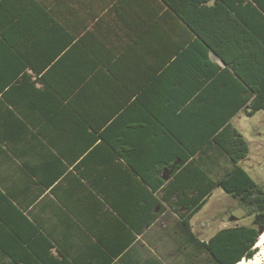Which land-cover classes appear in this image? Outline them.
<instances>
[{
	"label": "crops",
	"instance_id": "0c3cea01",
	"mask_svg": "<svg viewBox=\"0 0 264 264\" xmlns=\"http://www.w3.org/2000/svg\"><path fill=\"white\" fill-rule=\"evenodd\" d=\"M62 1L51 6L63 9L66 28L79 31L75 43L31 50L39 74L23 67L9 81L0 72V264L51 256L73 264L179 263L177 250L191 240L183 225L189 211L205 203L190 222L198 240L218 232L201 239L193 220L220 188L213 183L225 167L212 159L203 184L191 177L186 191L180 187L188 172L174 171L179 161H163L179 144L172 130L184 108L197 111L198 93L177 97L178 75L172 94L162 93L161 82L158 95L153 87L176 70L175 58L216 29L195 32L162 0ZM196 7L212 16L195 21L214 26L226 17L213 9H230L221 0ZM194 86L187 80L188 90ZM155 169L165 182L158 190Z\"/></svg>",
	"mask_w": 264,
	"mask_h": 264
},
{
	"label": "trees",
	"instance_id": "16d2710c",
	"mask_svg": "<svg viewBox=\"0 0 264 264\" xmlns=\"http://www.w3.org/2000/svg\"><path fill=\"white\" fill-rule=\"evenodd\" d=\"M162 1L170 3L174 11L179 8V13L189 19L195 32L202 35V29H216L210 38L203 36L202 42L196 40L183 56L175 58L172 64L176 70L167 71L166 79L156 82V88L153 87L158 95L161 82L162 93L165 96L172 94L171 78L178 75L183 89H177L176 96L188 99L198 93L199 97L197 111L195 104L191 105L192 109L184 108L176 130H172L180 146L176 145L173 151H169L163 163L179 161L174 171L188 172L185 177L182 172L175 175L184 177L179 185L185 190L191 183V177L203 184L209 173L213 174L204 163H212L214 159L218 166L223 160V175L217 177L214 187L222 188L255 218L253 226L224 228L207 242H202L191 231L190 225L191 219L205 205L200 204L183 218L184 238L190 236L191 240L187 241L185 248L177 250L179 263L176 264H238L243 260L249 261L258 253L259 227L264 228V190L239 165L249 155L250 144L231 119L241 111L247 117H253L264 110V0H221L230 9H213L216 18L226 17L216 26L194 19L212 16L196 7V2L205 0ZM54 2L62 4L63 1L0 0V72L4 71L6 77L2 80L11 81L23 67H33L36 73L39 72L35 62L39 61L30 54L31 50L44 49L51 44L48 49L55 52L75 43L79 31L66 28L60 18L63 9L52 7ZM168 15L176 16L172 12ZM207 46L219 54L224 67L210 59ZM169 59L166 58L167 61ZM187 80L194 82L192 91L187 89ZM161 170L152 171L155 190L165 184L160 178ZM51 249L50 246L49 251ZM64 258L51 256L47 262H42L41 258V264H73Z\"/></svg>",
	"mask_w": 264,
	"mask_h": 264
},
{
	"label": "rangeland",
	"instance_id": "374dc122",
	"mask_svg": "<svg viewBox=\"0 0 264 264\" xmlns=\"http://www.w3.org/2000/svg\"><path fill=\"white\" fill-rule=\"evenodd\" d=\"M232 123L250 144L248 158L241 163V166L264 190V110L253 117L240 113ZM254 222L255 218L248 214L247 208L224 193L221 188L216 189L209 205L193 220L195 232L201 239H208L223 228L253 226ZM204 223L210 225L202 226ZM259 229L264 230L262 227ZM256 248L258 253L264 252V245H256Z\"/></svg>",
	"mask_w": 264,
	"mask_h": 264
},
{
	"label": "bare ground",
	"instance_id": "6f19581e",
	"mask_svg": "<svg viewBox=\"0 0 264 264\" xmlns=\"http://www.w3.org/2000/svg\"><path fill=\"white\" fill-rule=\"evenodd\" d=\"M257 245H264V233L261 235L260 240L258 241ZM264 249V248H263ZM238 264H264V252L257 253L253 259L247 261L243 260Z\"/></svg>",
	"mask_w": 264,
	"mask_h": 264
},
{
	"label": "water",
	"instance_id": "95a60500",
	"mask_svg": "<svg viewBox=\"0 0 264 264\" xmlns=\"http://www.w3.org/2000/svg\"><path fill=\"white\" fill-rule=\"evenodd\" d=\"M264 232V230H260V234H262Z\"/></svg>",
	"mask_w": 264,
	"mask_h": 264
}]
</instances>
